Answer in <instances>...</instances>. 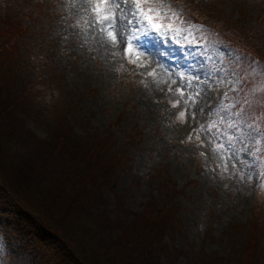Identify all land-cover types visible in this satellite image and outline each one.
<instances>
[{
	"label": "rangeland",
	"instance_id": "rangeland-1",
	"mask_svg": "<svg viewBox=\"0 0 264 264\" xmlns=\"http://www.w3.org/2000/svg\"><path fill=\"white\" fill-rule=\"evenodd\" d=\"M114 4L122 7L109 27L103 18ZM132 7L136 17L123 0H0V19L29 28L19 38L29 63L21 75L50 100L49 120L64 102L91 132L111 136L112 153L128 152L115 193L131 211L161 201L169 187L177 191L182 226L166 242L183 249L180 264L210 255L264 264V233L251 262L235 242L249 218L264 228V134L248 128L256 113L242 106L246 98L264 108V0H134ZM241 68L255 80L243 92L233 75ZM26 123L45 136V125ZM7 197L0 193V264H54L49 248L40 252L19 232L26 224Z\"/></svg>",
	"mask_w": 264,
	"mask_h": 264
},
{
	"label": "trees",
	"instance_id": "trees-1",
	"mask_svg": "<svg viewBox=\"0 0 264 264\" xmlns=\"http://www.w3.org/2000/svg\"><path fill=\"white\" fill-rule=\"evenodd\" d=\"M21 21L6 15L0 19V193L14 203V214L26 224L19 232L26 230L40 252L49 248L47 253L57 258L54 264H180L183 249L166 242L182 226L177 191L165 184L169 192L161 201L153 197L137 211L126 206L115 187L119 175L128 171V164L120 165L128 152L112 153L111 136L91 132L64 102L58 101L61 106L49 120L43 111L50 100L33 87L30 76L24 75L25 80L21 75L29 66L19 41L29 28ZM220 24L230 32L231 22ZM246 102L242 106L255 110L250 120L264 134V108ZM30 119L45 125V136L26 129ZM263 229L249 218L241 226L242 240L235 241L250 262ZM232 258L210 255L188 264H229Z\"/></svg>",
	"mask_w": 264,
	"mask_h": 264
},
{
	"label": "snow or ice",
	"instance_id": "snow-or-ice-1",
	"mask_svg": "<svg viewBox=\"0 0 264 264\" xmlns=\"http://www.w3.org/2000/svg\"><path fill=\"white\" fill-rule=\"evenodd\" d=\"M87 0H82V6L84 3H86ZM104 2H107V0H102V3ZM134 3V0H123V6H127V5H130L132 10H133V14L134 16L136 17L137 15V12L133 9L132 7V4ZM114 7L115 9L117 10L116 12H114L110 17L109 16H104V20L108 22V26L109 27H112L113 26V23L119 13V9L122 7V5H119V4H114ZM96 10H97V14L99 15V6H96ZM78 11V10H77ZM129 23H132V21H129ZM109 35H111V33H109ZM113 39V42L115 43L116 41V36H113L112 37ZM255 64L254 61H250L249 62V68H248V72H250L252 70V65ZM233 75L240 80V91H245L246 88H250L252 87V85L255 83V80L254 79H251L249 78L247 72H245V70L243 68H241L239 71L237 72H234ZM218 90V89H217ZM212 91V89H210V92ZM221 96L225 95V93L221 92L220 93ZM216 97L213 95V96H210L209 98L207 99H204V104L207 105V106H211V103L213 100H215ZM245 103H247L245 101ZM201 109H197L195 110V115L196 116H199L200 113H201ZM246 111V109H243L242 112H241V116H243L244 112ZM195 117L193 116H190L189 117V124L191 125L192 123V120L194 119ZM253 121H254V118H253ZM253 121H249L248 122V128L251 129L254 133L256 134H260L261 130L259 128L256 127V124L255 122ZM205 143H207V140H205ZM237 163H239V160H237Z\"/></svg>",
	"mask_w": 264,
	"mask_h": 264
}]
</instances>
